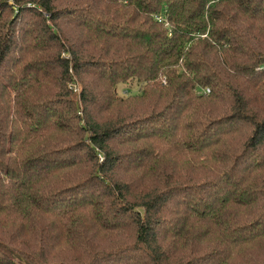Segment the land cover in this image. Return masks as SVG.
I'll use <instances>...</instances> for the list:
<instances>
[{
  "label": "trees",
  "instance_id": "trees-1",
  "mask_svg": "<svg viewBox=\"0 0 264 264\" xmlns=\"http://www.w3.org/2000/svg\"><path fill=\"white\" fill-rule=\"evenodd\" d=\"M0 264H264V0H0Z\"/></svg>",
  "mask_w": 264,
  "mask_h": 264
},
{
  "label": "rangeland",
  "instance_id": "rangeland-1",
  "mask_svg": "<svg viewBox=\"0 0 264 264\" xmlns=\"http://www.w3.org/2000/svg\"><path fill=\"white\" fill-rule=\"evenodd\" d=\"M140 86L136 82H131L127 85H121L118 87V93L121 95L135 94L139 91Z\"/></svg>",
  "mask_w": 264,
  "mask_h": 264
},
{
  "label": "built area",
  "instance_id": "built-area-1",
  "mask_svg": "<svg viewBox=\"0 0 264 264\" xmlns=\"http://www.w3.org/2000/svg\"><path fill=\"white\" fill-rule=\"evenodd\" d=\"M208 92V90H206Z\"/></svg>",
  "mask_w": 264,
  "mask_h": 264
}]
</instances>
